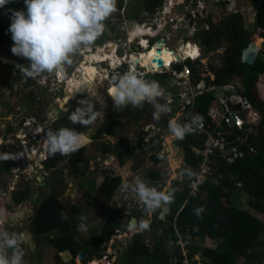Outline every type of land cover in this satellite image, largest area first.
<instances>
[{
  "label": "rangeland",
  "instance_id": "obj_1",
  "mask_svg": "<svg viewBox=\"0 0 264 264\" xmlns=\"http://www.w3.org/2000/svg\"><path fill=\"white\" fill-rule=\"evenodd\" d=\"M119 2L124 4V0H117V11L105 21V32L95 41L89 50L75 57L73 65L68 68V75L65 79H59L47 73L34 79L19 71L17 65L25 64V67H27L28 60L14 55L11 51L14 42L11 38L12 34L8 29L12 1L9 0V3L0 7V153H9L19 157L17 159L0 161V211L4 212L8 217L7 220H0V228L8 230L9 232L15 231L24 234L25 243L23 248L25 250V256L23 257V264H57L59 261L71 264L69 259L70 254L68 252L58 251L53 245L52 239L57 235L55 229L39 235L35 234L32 229V221L38 204L48 192L54 191L59 203L63 207H66L64 208V213L66 212L64 215L65 222H69L72 217L69 216L70 210L68 208L72 204L78 206L77 216H74L79 220L77 225L79 226L82 222L86 225V230L77 228L76 226V238L79 244L87 245L86 248H89V242L93 237L98 236L103 218L106 215V208L110 204L104 201L103 197L97 193L96 187L105 174L110 175V171L115 170L114 164H116L115 156L112 155L113 151L106 156L101 153L104 146H112L123 137L130 138L132 140L130 147H133L135 152L131 159H128L123 166H120L121 168H118L116 171L117 174H121V180L125 178L129 183H134L137 179H143L146 182L152 180L151 177H145L147 172L146 167H151V160L147 155L145 156L141 153L137 155L139 151L136 142L140 137V131L143 128L145 129L143 127L144 119H136L134 122H129L125 118L120 119V123L117 120L119 124L114 125L116 135L110 136L104 133L106 131V128H104L106 119L110 117L114 118L116 111H122L114 110L113 101L109 95L113 76L127 72L125 62L116 59V52L113 49L118 52H126L127 36L133 22L125 21V18L132 20L144 11L140 5V0H135L131 10L127 6L125 14ZM235 6L236 10L240 11L244 16H246L245 13H248L250 16L252 15L249 0H236ZM156 9L148 15L151 19ZM214 19L216 20L217 18L214 17ZM247 29L251 30L252 24ZM185 32H187V29L177 31L174 35L175 39H171L167 43V46L170 49H176L177 37H181ZM256 38H260L258 28L252 31L249 40L254 39V41H260V39ZM220 42L222 44L224 40L221 39ZM222 47L221 52H224L226 46ZM99 55H104L103 57L106 55H109V57L113 56V60L99 62ZM220 56L221 54H214L208 57V71L211 73V77L208 76V78L210 80L213 78L211 65L214 67V71L217 70L221 65V63L220 65L218 64ZM256 58L263 60V57L259 55ZM165 62L166 60L164 59L162 63ZM143 63L146 65L149 64L147 56L142 57ZM90 66H94L97 69V73H93L89 69ZM88 71L89 73H87ZM90 73H93L91 74L93 81L87 86V76ZM203 74L207 73L204 72ZM160 76L166 77L164 80L167 81L166 86H168L170 82L168 74L156 75L158 79H160ZM147 78L152 79L151 76H147ZM236 83H239L238 79L232 76L228 82L220 86H214L213 89H221L225 85L235 88ZM80 89L84 90L78 91ZM163 89L165 90L166 99H161L159 102L165 103L167 99L172 101L169 103L171 110L168 113L162 114L160 118L163 121H167V125H165L164 130H160L157 124L151 120V123L154 124L153 128H150L147 133H144V136H153L156 134L167 135L169 132L168 121L177 117V107L180 106L179 98L175 93L173 94L174 91H171L172 88H170V91L168 90L169 87ZM67 93H71L70 98L66 103L61 104ZM88 96L93 100L95 108L102 110L104 113L101 114L94 124L87 127L84 126L82 133L88 141L82 147L85 155L84 160L78 163L77 169H74L69 164L71 155L64 156L60 154L59 161H57L55 166L50 169H45L42 162L46 157L44 145L47 131H56L58 121L63 122L67 120L71 110H75L78 102L88 98ZM223 96L224 93L222 92L221 97ZM253 99L262 104V115L264 118V77L262 76H258L257 84L253 86ZM100 101H104V106L101 105ZM216 101L217 98L215 97L214 105ZM128 106L132 107L131 105ZM54 107L60 108L61 114L59 116L53 113ZM151 107L153 108L152 105ZM107 132L110 131L107 130ZM172 138L174 137L166 136L164 143L170 146ZM107 156H111V158L107 159ZM137 157H142L145 163L139 169L133 170L131 168L132 160H136ZM169 160L170 175L167 182L172 178L171 172L174 165L176 166L177 173H179V170H182L179 168L178 161L181 160V157L178 155V152L173 150L169 155ZM166 185L168 186L169 184L167 183ZM121 196L125 195L123 194ZM117 202L121 205L122 209H128L129 213L135 216L141 214L140 209L137 207L139 205L137 198L127 197L125 200L120 198V196H115L113 204ZM129 204L131 205L129 206ZM133 205L134 207H132ZM81 216L86 217V219L81 221L79 219ZM126 216L124 215L123 220L128 218ZM142 217L141 219H145L147 216L142 215ZM260 217L263 219L261 215ZM150 231L153 230L148 229L147 236H150ZM155 231L160 232L159 229H155ZM119 234V231L115 233L117 238L113 242L117 245L115 249L116 253L125 250L133 242L134 233L130 235L128 227L122 232V237ZM119 241H121V244L118 243ZM163 242L166 244L165 247L170 251L173 245L168 244L166 238L163 239ZM215 242L212 238L195 236L190 244L196 245L199 249L193 252L190 258L192 262L194 264H203V261L209 262L202 255L201 249L203 247L214 249ZM110 243H112V240L107 243L108 245L106 244L102 247V252L108 255V259L111 261L115 252L114 250H110ZM148 244H151L150 241ZM178 249L183 254L181 247ZM263 258L264 253L262 254L261 261ZM73 260L75 264H87V262H83V259L80 260L76 256H74ZM235 264H242V259L237 258Z\"/></svg>",
  "mask_w": 264,
  "mask_h": 264
},
{
  "label": "trees",
  "instance_id": "obj_2",
  "mask_svg": "<svg viewBox=\"0 0 264 264\" xmlns=\"http://www.w3.org/2000/svg\"><path fill=\"white\" fill-rule=\"evenodd\" d=\"M11 1L9 26L11 24L12 10L26 11L24 0ZM161 2V0H145L143 5L146 13L151 14L156 7L161 5ZM259 20H254L251 30L244 29L241 25L239 13L236 12L230 14L221 24L222 33H219L214 25L211 26L212 29L209 35L206 32L201 33L202 41L208 48L212 47L217 33L227 42V46L221 58V65L213 72V80L210 81L209 78L200 79L204 80L206 85L211 86L223 85L232 76L238 79L243 89V95L248 98L251 105L256 108L260 115V123L257 127L258 139L251 143L256 153L245 156V158L237 160L230 165H225L221 161L218 162L216 169L223 173L224 178L220 179L219 184L211 181L203 184L202 189L205 192L203 197L189 196L184 186L178 192L174 191V201L171 203V213L168 217L171 222H162L155 216L153 222L150 223L152 229H158L160 225H166V234L158 233L154 230L150 235V245L144 240V235L134 234L133 242L121 255L117 264H182L180 262L182 253L178 251L179 247L173 244L169 251L162 244V240L168 238L173 242L177 239L188 241L189 244L186 246L190 251L187 253V257L191 258L193 252L199 249L196 245L190 244L195 236L212 239L219 238L221 240L216 243L214 249L210 247L201 249L202 255L209 261H203V264H235L237 258L242 259V264H261L262 254L264 253V118L262 115V104L253 99V86L258 76L264 77V25H261ZM257 28L259 29V36L263 39L258 55L262 56L263 60L256 58L252 65L248 66L240 62V49L246 46L252 31ZM187 65L190 68V79L196 86L199 83L198 79L195 78L196 71L189 62H187ZM165 78V76H160V86L163 85ZM212 101L213 96L210 95V92L204 91L195 96L192 103L186 106V109H191L194 116L199 115L202 120H205L206 112ZM153 112L154 108L147 102H145L142 109L127 106L122 111H116L114 118L106 119L104 123L106 131L104 133L115 136L114 125L119 124V120L125 118L129 122H134L136 119H144L143 127L151 124V120L159 125L163 120L157 121L153 119ZM112 120H114L113 123ZM117 120L119 123H117ZM164 122L167 125V121ZM56 127V130L62 127L74 128L81 133L84 130V126L72 124L68 119L63 122L58 121V126ZM107 130L110 132H107ZM143 139L140 136L136 142L139 150L137 155L140 153L147 155L145 150H140L141 147H149L150 151H159L161 148L162 141L159 135H154L148 142H144ZM201 143V139L195 137L192 133L187 134L184 139L180 140V146L184 148L185 163H195V158L190 155L188 147L192 145L200 146ZM131 145L132 140L128 137H123L112 146H104L101 153L106 156L113 151L118 163L123 165L127 159L133 157L132 152L134 150L130 148ZM59 156V153L55 156H49L46 152V157L42 162L43 167L45 169L54 167L59 161ZM84 157V151L81 148L71 154L69 164L74 169H77L78 163L84 160ZM150 159L155 164L160 160V156L151 155ZM144 162L142 157H137L136 160H133L131 168L133 170L139 169ZM228 175H231L232 178H229ZM185 178L187 179V177ZM235 181L240 182V187L234 186ZM120 182V176L105 174L103 180L97 186V193L103 197L104 201L108 202ZM199 206H205V210L200 217L194 212V209ZM64 208L66 207H63L57 200L56 193L54 191L48 192L38 204L32 221V229L37 235L55 229L57 235L52 239L55 248L58 251L70 250L71 253L76 255L82 249L74 238L79 221L74 217L77 216L78 206L72 204L68 208L70 210L69 216H72L69 222L64 221L66 213H64ZM120 213V209L112 210L111 208L109 210V216L99 235L89 242V248H86L87 245L83 248L86 253L83 262L91 260L93 255L96 257L101 255L98 252L101 243L107 241L110 235L115 233L116 228L124 230L128 219L122 223ZM173 220L175 222L174 225L172 224ZM70 262L75 264L73 259ZM57 264L67 263L59 261Z\"/></svg>",
  "mask_w": 264,
  "mask_h": 264
},
{
  "label": "clouds",
  "instance_id": "obj_3",
  "mask_svg": "<svg viewBox=\"0 0 264 264\" xmlns=\"http://www.w3.org/2000/svg\"><path fill=\"white\" fill-rule=\"evenodd\" d=\"M26 11L12 10L11 24L8 31L12 34V53L26 58L28 66L18 64L17 68L30 78H37L45 73L65 79L68 68L74 63L75 57L89 50L95 41L105 32V21L117 11V0H24ZM9 0H0V7ZM118 56H116V59ZM119 60V59H118ZM122 62V61H121ZM80 89L78 91H83ZM109 95L113 101L114 110H123L131 105L133 108H143L145 102L154 108L153 119L159 121L161 115L171 109L169 103H160L166 99L165 90L157 81L146 80L134 69L123 74H117L112 79ZM104 106V101H100ZM67 111V109H65ZM104 113L97 110L91 97L82 99L78 106L68 115L72 124L90 126ZM177 117L168 121L170 135L182 140L187 134L194 133L202 125V117L193 116L188 123L179 122ZM85 135L74 128L62 127L56 131L48 130L45 137V150L49 156L57 153L68 156L84 147L87 143ZM9 153H0V161L17 159ZM194 175L191 169L176 172L173 166V179ZM121 191L131 192L138 196L144 207V212L151 215L164 205L174 201V189L169 184L162 190L148 185L143 179L134 183L127 181L121 184ZM205 206L194 209L200 217ZM8 217L0 211V220ZM14 219V218H13ZM84 221L86 217L79 218ZM150 219L132 220L129 228L134 231H145L150 227ZM79 228L86 230L82 222ZM23 233L0 228V264H23L25 250ZM264 263V258L261 264Z\"/></svg>",
  "mask_w": 264,
  "mask_h": 264
},
{
  "label": "built area",
  "instance_id": "obj_4",
  "mask_svg": "<svg viewBox=\"0 0 264 264\" xmlns=\"http://www.w3.org/2000/svg\"><path fill=\"white\" fill-rule=\"evenodd\" d=\"M174 3H176V5ZM182 3V0H163L162 5L156 9L152 19L135 25V29L128 32L127 39L129 51L131 52V48H134L132 52L135 54V57L130 56V53L127 55H119L118 57L120 58L117 57L120 61L125 62L127 71L134 69L142 76H144L146 72L150 75L162 73L168 74V79L172 81V85L178 90L175 94L178 96L179 101L187 99L190 97L189 95L192 94V91L188 87L190 68L183 65L180 69H177L174 66L180 62L186 61L193 64L198 63L206 65L203 56L204 48L197 46V43L190 42L186 39L183 43L185 47L189 45L190 48L188 53L178 55L173 50L170 51L167 48H164L163 44L168 40V37H165V41L164 39L159 40L163 41V44L157 49V51H160V53L166 51L172 60L165 64L163 63L162 66H157L154 60L160 59L162 62H164V60L161 55H156L152 57L150 64L143 66L139 62V56L146 52H150L153 47L156 48L155 44L157 42L155 44L151 43V39L156 37V35H153L156 29L161 26H169L172 30L184 27L189 33L191 32V34H194L197 31V20L201 21L207 16L213 18V15H215L217 19L214 21L218 22L220 20L222 21L230 13L236 12L240 13L244 26L253 23V15L250 16L248 13H245L246 16H244L240 11L236 10V0H185L184 3L186 4L183 8L184 10L178 11L175 7ZM215 10H219V12L214 14ZM188 19L191 20L190 25L188 24ZM203 28L206 31L209 30V26L206 24H204ZM148 49L150 50L148 51ZM113 50L116 52L115 49ZM132 58L136 59L134 68L129 64V61ZM218 62L220 65V60ZM196 90H199L197 89V86ZM222 92L224 93V96L221 97L222 93L220 94L221 96L218 100L217 110L210 113V120L202 121V125L194 132L195 135L201 139V145H192L189 147V153L197 158V162L192 169L194 175L191 178L187 176L181 177L185 180L184 187L189 196L197 197L202 192L204 193L202 185L208 181L214 182L215 184L220 183V179L222 180L224 175L216 169L219 164L218 162L221 161L225 165H230L237 160L245 158V156H250L256 153V150L251 143L258 139L257 127L260 123V115L258 111L251 105L247 98L240 94L239 83L235 84V88L228 85L223 86ZM170 102L172 101L169 99L168 103ZM182 107L183 105H181V110ZM178 113L180 123L183 124L190 122L192 116L180 112ZM150 128L153 127H145V133H147ZM143 138L146 142L149 141L151 137L145 135ZM185 177H187V179ZM228 177L232 178L231 175H228ZM234 186L240 187V182L235 181ZM137 203L139 204L137 207L141 210V216H147L144 212L145 206L139 202L138 196ZM147 217L145 219H147ZM172 224H175L174 220L172 221ZM166 241L170 244L171 239L166 238ZM186 243H188V241H182L181 239H177L173 242V244L181 247L183 250L180 262L182 264H194L192 260L187 257L188 248ZM162 244L164 246L166 245L163 240ZM107 256L108 255L105 254L104 258ZM87 264H98V262L92 259L87 262Z\"/></svg>",
  "mask_w": 264,
  "mask_h": 264
},
{
  "label": "crops",
  "instance_id": "obj_5",
  "mask_svg": "<svg viewBox=\"0 0 264 264\" xmlns=\"http://www.w3.org/2000/svg\"><path fill=\"white\" fill-rule=\"evenodd\" d=\"M123 1V0H122ZM135 0H124V4H122L121 2H119V5H120V7H122V9H123V11L125 12V14H126V8H127V6L129 7V10H131L132 9V7H133V2H134ZM144 1L145 0H140V5L142 6V9L144 10L142 13H139L134 19H132V20H128V19H126L125 18V21H130V22H133L132 23V27L130 28V30H132V29H135V25H137V24H141V23H144V22H147V21H149L151 18H150V16H148L149 14H147L146 13V11H145V9H144ZM162 2H161V5H162V3H163V0H161ZM183 1V3L182 4H180V5H178V6H176L175 8L179 11H183L184 9V6H185V4L186 3H184L185 2V0H182ZM129 3H130V5H129ZM132 3V4H131ZM175 5H176V3H174ZM160 5V6H161ZM160 6H158V7H160ZM158 7H156V8H158ZM155 8V9H156ZM140 9V8H139ZM141 12V11H140ZM217 12H219V10H215L214 11V14H216ZM230 14H232V13H230ZM229 14V15H230ZM228 15V16H229ZM228 16H226L222 21L220 20V21H218V22H216V21H214L215 19H214V17H216L215 15H213V18H211L210 16H207L205 19H203V20H197L196 21V28H197V31L194 33V34H191V32L189 33V31L187 30V32H185V34H182L181 35V37H177V39H176V43H177V46H176V49H170L168 46H167V43L171 40V39H175V34L177 33V31H180V30H185V28L184 27H182V28H178V29H176V30H172L169 26H166V27H164V26H161L160 28L158 27L157 29H156V31L153 33V35H156V37L154 38V39H151V43H156V42H158L159 40H161V39H164V41H165V37H168V40L163 44V46H164V48H167L168 50H170V51H174L175 53H177L178 55H181V48H183V45H184V41L186 40V39H188L190 42H195V43H197V46H201V47H203L204 48V54H203V56H204V59H205V62H206V65L205 64H198V63H195V64H193V63H190V65L193 67V69L196 71V73H195V78L196 79H198V82H200L201 81V79L200 78H202V79H204V78H208V76L209 77H211V73H209V71H208V65H209V62H208V57L210 56V55H214V54H221V56L219 57V60H220V63H221V58H222V56H223V51L221 52V50L223 49V47L222 46H227V42L223 39V37L222 36H219V35H217L216 34V38H215V41L212 43V47H210V48H208L205 44H204V42L202 41V38H201V33L202 32H206V33H208V35H209V33H210V31H211V29H212V27L211 26H215L216 27V29H218V32L220 33H222V27H221V24L227 19V17ZM239 16H240V19H241V25H242V27L244 28V29H247V27L249 26V25H247V26H244L243 25V19H242V17H241V15H240V13H239ZM253 19V18H252ZM188 20H190V19H188ZM191 21V20H190ZM188 24H189V21H188ZM204 24H206V25H208L209 26V30H204V28H203V26H204ZM253 24V23H252ZM190 25V24H189ZM169 29V30H168ZM140 31V30H139ZM127 38H128V36H127ZM221 39H223L224 40V42L221 44ZM132 50H134V48H131V52L129 51V46H128V40H127V43H126V52L124 53V54H128V53H130L131 55L130 56H132V57H135V54H133V52H132ZM191 51V50H190ZM221 52V53H220ZM117 56V54L115 53V57ZM187 62L188 61H186V62H180V63H178L177 65H175L174 67L175 68H177V69H180L179 67H182L183 65H185V66H187V67H189L188 65H187ZM125 69H127V67L125 68ZM211 71H213L214 72V67L211 65ZM204 72H206L207 74H203ZM156 75H161V74H155V75H150V74H147V72H146V74H144V76H143V78L144 79H146V80H154V81H157L158 83H159V79L156 77ZM162 75H164L163 73H162ZM147 76H151L152 77V79H150V78H147ZM190 77H191V74H190V76H189V78H188V87L190 88V90L192 91V94H190L189 96L190 97H188L187 99H185V100H183V101H180L179 102V105L180 106H178L177 107V109H178V111L177 112H180V113H183V114H187V115H189V116H194V113H193V111L191 110V109H189V110H187L186 109V106L187 105H189V104H191L192 103V100H193V98L195 97V96H197V95H199V94H201L202 92H204V91H208V92H210V90H213L214 91V93H213V101L211 102V104H210V106H209V108H208V110H207V112H206V119L205 120H202V121H208V120H210V117H209V114L210 113H213L214 111H216L217 110V108H218V100H219V97L221 96L220 94L222 93V88L220 89V88H214L213 89V87L214 86H211V85H206L205 84V89L204 90H196V86L192 83V81H191V79H190ZM210 80V79H209ZM213 80V78H211V80L210 81H212ZM257 80H258V78H257ZM204 81V80H203ZM205 83V82H204ZM160 84V83H159ZM166 84H167V81L166 80H164L163 81V85L161 86L162 88H165L166 87V89L169 87V91H170V88H172V90L171 91H174L173 92V94L175 93V92H177L178 90H174V89H176L173 85H172V81L170 80V82H169V84H168V86H166ZM257 84V81H256V83L254 84V85H256ZM182 90V89H181ZM180 90V91H181ZM239 91H240V94L242 95V96H244L243 95V89H242V86L240 85V83H239ZM176 95V94H175ZM211 95V94H210ZM215 97L217 98V101L215 102V105L213 104V102H214V99H215ZM245 97V96H244ZM246 98V97H245ZM248 99V98H247ZM168 100L169 99H167L166 100V102H168ZM181 105H183V107H182V110H181ZM179 113H176V115H178ZM153 125L154 124H147V125H145L144 127H147V126H152L153 127ZM165 122L163 121L162 123H160L159 125H157V127L160 129V130H164V128H165ZM152 129V128H151ZM141 131H143V134H140L139 133V135L141 136V137H143L144 136V133H145V131H144V128H143V130H141ZM195 137H197L196 135H195V133H192ZM156 135H159L160 136V139H161V141H162V144H161V148L159 149V151H155V150H152V151H150L149 150V147H141L140 148V150H145L146 152H147V156H148V158L150 159V156L151 155H154V156H160V160L157 162V163H155V164H153L151 161H150V165H151V167H146V175H145V177L147 176V177H151L152 178V180L151 181H149V182H147L148 183V185L149 186H151V187H156L157 189H159V190H162L163 189V187H165V186H167L166 184L168 183V184H170L171 185V187L175 190V191H179L180 190V188L182 189V187L184 186V184H185V180L183 179V178H176V179H173V178H171L168 182H167V179L169 178V175H170V173H169V168H170V165H169V151L170 150H175L176 152H178V155L181 157V160L180 161H178V163H179V168L180 169H193L194 168V166H195V164H196V162H197V158H195V163H193V164H187V163H185V160H184V148L183 147H181L180 146V140H177V139H175V138H172V140H171V142H170V146L168 145V144H165L164 143V138L166 137V136H171L170 135V132H168L167 133V135H165V134H156ZM154 136V135H153ZM153 136H150L151 138L153 137ZM163 137V138H162ZM150 138V139H151ZM139 139V138H138ZM134 140H136V139H134ZM138 141V140H137ZM144 141V140H143ZM150 141V140H149ZM176 141H178L179 142V145L178 146H175L173 143L174 142H176ZM145 142V141H144ZM146 142H148V141H146ZM163 143H164V145H163ZM130 148H132L133 150H135L133 147H130ZM188 149H189V147H188ZM139 151V150H138ZM134 152L135 151H133L132 152V155L134 154ZM45 153H46V150H45ZM112 155H114L115 156V161H116V164H114V166H115V170H111L110 171V175L111 176H120L119 174H117V170H118V168H121L120 166H123L125 163H126V161L128 160H126L125 161V163L123 164V165H120L119 163H118V160H117V157H116V155H115V153L113 152V154ZM191 155V154H190ZM167 158V164H164V167L162 168L161 166L163 165V162H162V160H163V158ZM111 158V156H107V159H110ZM131 159V158H130ZM151 160V159H150ZM178 160V159H177ZM132 162H133V160H132ZM145 163V162H144ZM147 163V162H146ZM152 163V164H151ZM131 165V164H130ZM182 165V166H181ZM130 167V166H129ZM161 170H163L164 171V174L163 175H161V173H160V171ZM112 171H114V172H112ZM177 171V170H176ZM178 172H180V170L178 171ZM108 175V174H107ZM121 178V177H120ZM144 178V177H143ZM102 179V178H101ZM103 180V179H102ZM101 180V181H102ZM126 180H125V178H122V180H121V182H120V184H119V186L116 188V190L114 191V193H113V195L111 196V199H110V201H108V203L110 204L109 206H108V208H106L107 209V211H106V215H105V217L103 218V223H102V225H101V228H102V226L104 225V223L106 222V219L108 218V216H109V210L112 208V210H116V209H120V211H121V213H120V218H121V221H122V223L124 222V221H126L127 219H128V221H129V219H130V217L131 216H134L135 218H136V221L138 222V221H140V219H141V214H139L138 216H135L134 214H132V213H129V210L127 209V210H125L124 208V211H123V209L121 208V205L117 202V203H114L113 204V199L115 198V196H120V198H122V199H127V197H134L135 199L137 198V196H136V194H133V193H131V192H128V193H125V192H122L121 191V184L123 183V182H125ZM176 181H177V183H176ZM158 182H163V184L162 185H159V184H157ZM132 183V182H131ZM100 184V183H99ZM98 184V185H99ZM97 185V186H98ZM183 185V186H182ZM97 188V187H96ZM118 189H120V190H118ZM120 191V192H119ZM119 192V193H118ZM118 193V194H117ZM125 195V196H121V195ZM205 195V192L203 193H201L200 195H199V197H203ZM131 204H129V206H130ZM136 205V204H135ZM132 207H134V205L132 206ZM136 208V207H135ZM140 209V208H139ZM141 211V210H140ZM159 212H160V209H158V210H156L152 215H151V217L154 219L155 218V216L157 217L158 216V214H159ZM170 213H171V204H169V213H167L166 215H165V220L164 221H162V222H171V219L170 218H168L169 217V215H170ZM128 214V216H126ZM124 215L126 216V218L127 219H125V220H123V217H124ZM149 218L150 219V223H152L153 222V219L152 218ZM158 218V217H157ZM160 220V219H159ZM79 226L77 225V228H78ZM126 227H128V222H127V226ZM125 227V228H126ZM163 227H165L166 228V231H167V226L166 225H160L159 227H158V229H159V231L162 233V228ZM100 228V229H101ZM125 228H124V230H121V229H119V228H116L115 229V233L117 232V231H119L120 232V236L122 237L123 235H122V232L123 231H125ZM155 230V229H152V227L150 226L149 227V230ZM157 229V230H158ZM101 231V230H100ZM100 231H99V233H100ZM153 231H150V233L152 234V232ZM128 232H130V235H132L133 233L134 234H141V235H144V240L146 241V243L148 244L149 243V241L151 242V240H150V236H147V230H145V231H142V232H140V231H134V230H128ZM76 233H77V229H76ZM99 233H98V235H99ZM115 233L114 234H111L110 235V237L108 238V240L107 241H105V242H102L101 243V245H100V249H99V253L101 254L100 256H98V257H96L95 255H93L94 257H92V259L93 260H96L97 262H98V264H117L118 263V261L120 260V257H121V255L124 253V251L127 249H125V250H122V251H120V252H118V253H116L115 252V249H116V247H117V245L116 244H114L113 242H114V240H115V238H117V236H115ZM150 234V235H151ZM126 235V234H125ZM97 236H95V237H93L92 238V240L93 239H95ZM113 237V238H112ZM75 240H76V242L79 244V242H78V240H77V238H76V235H75ZM112 240V243H110L109 244V246L111 247L110 248V250L112 251V250H114V252H115V255L113 256V258H112V260L110 261V259H108V256L106 257V258H104V256H105V253L103 254V252H102V247L103 246H105L108 242H110ZM214 241H216L215 242V245H216V243H219L221 240L219 239V238H216V239H213ZM119 244H121V241H119L118 242ZM80 245V247L82 248L81 250L82 251H84V249L83 248H85V245H81V244H79ZM108 245V244H107ZM131 245V244H130ZM119 248V247H118ZM120 249V248H119ZM80 251V250H79ZM78 251V252H79ZM63 252H68L69 254H70V260L71 259H74V256H76V255H74L73 253H71V251L69 250H65V251H63ZM77 252V253H78ZM85 252V251H84ZM74 255V256H73ZM85 256H86V253H85ZM84 256V257H85ZM91 259V260H92ZM90 260H88L87 262H89ZM104 261V263H102ZM66 263V262H65ZM126 264H128V263H126Z\"/></svg>",
  "mask_w": 264,
  "mask_h": 264
},
{
  "label": "water",
  "instance_id": "obj_6",
  "mask_svg": "<svg viewBox=\"0 0 264 264\" xmlns=\"http://www.w3.org/2000/svg\"><path fill=\"white\" fill-rule=\"evenodd\" d=\"M253 2L254 3H259L258 7L255 9V14L257 15V12L259 11V9L264 8V5H263L262 2H258L257 0H253ZM188 21H189V24H191V21L190 20H188ZM261 24L264 25V19L261 21ZM256 39H260V41L258 43H255L254 39H251V40H249V42L246 44L245 47L240 49L239 59H240L241 63H243L245 65H248V66L252 65L253 61L255 60V57L258 55V53H259V51L261 49V44L263 42V39L261 37L260 38H256ZM162 44H163V41H159L155 45H156V47L160 48L162 46ZM157 52L160 53V51H157ZM154 61L156 62L157 66H162V61L160 59H156ZM197 89H199V90H204L205 89V83H204L203 80H201L199 82V84L197 85ZM213 93H214V91L210 90V94L213 95ZM53 113L55 115L59 116L61 114V110L57 109V107H54L53 108ZM140 134H143V131H140ZM173 144L175 146H178L179 142L176 141ZM162 162H163V165L161 167L163 168L164 164H167V158L164 157ZM160 173H161V175H163L164 171L161 170ZM157 184L162 185L163 182H158ZM167 213H169V204L168 205H164V206H162L160 208V212H159V214L157 216L158 219L164 221L165 220V215ZM132 220H136V218L134 216L130 217V219L128 221V228H129V223ZM129 230H132V229L129 228ZM161 231H162V234H166V232H167L165 227H163ZM170 244L173 245V241L172 240L170 241ZM84 256H85V252L82 251V250H80L77 253V255H76V257L78 259H80V260H82L84 258Z\"/></svg>",
  "mask_w": 264,
  "mask_h": 264
},
{
  "label": "bare ground",
  "instance_id": "obj_7",
  "mask_svg": "<svg viewBox=\"0 0 264 264\" xmlns=\"http://www.w3.org/2000/svg\"><path fill=\"white\" fill-rule=\"evenodd\" d=\"M259 42V40H255V43H258ZM159 47H156V48H152L151 49V54H149V52H146V53H144V54H141V56H139V62H140V64L141 65H143V66H146V64H142V57L143 56H147V58H148V63L150 64V62H151V60H152V57H154V56H158V55H161L162 56V58H163V60L165 59L166 60V62L165 63H167V62H170L171 60H172V58L169 56V54L166 52V51H164V52H162V53H158L157 52V49H158ZM189 45L187 46V47H185L184 45H183V48H181V55H183V54H185V53H188V50H189ZM150 49H148V51H149ZM104 55H99V62H109V61H111V60H113L112 58H113V56L112 57H109V55H106L105 57H103ZM175 61H176V58H175ZM164 63V64H165ZM129 64H130V66L132 67V68H134V66H135V64H136V59L135 58H132L130 61H129ZM163 64V63H162ZM155 67V66H154ZM89 69H91V71L93 72V73H97V69L94 67V66H90V68ZM87 73H89V71L87 72ZM93 73H90V74H88V76H87V79H88V85L87 86H89V84L93 81V76L91 75V74H93ZM95 76H97V75H95ZM58 78V77H57ZM70 96H71V93H67L66 94V96H65V98L62 100V103L61 104H64V103H66L67 101H68V99L70 98ZM57 109H60V108H57ZM169 142V141H168ZM264 264V263H263Z\"/></svg>",
  "mask_w": 264,
  "mask_h": 264
},
{
  "label": "flooded vegetation",
  "instance_id": "obj_8",
  "mask_svg": "<svg viewBox=\"0 0 264 264\" xmlns=\"http://www.w3.org/2000/svg\"><path fill=\"white\" fill-rule=\"evenodd\" d=\"M257 1L258 2H262L263 5H264V0H257ZM249 5H250V8L252 9V15H253L252 22H254L255 19H260L259 23L261 24V21L264 19V8L259 9V11L257 12V15H256L255 14V9L258 7L259 3H254L253 0H249ZM116 54H117V56H119V55H122L124 53L122 51H119V52L116 51ZM171 152H172V150L169 151V155H170ZM169 163H170V160H169Z\"/></svg>",
  "mask_w": 264,
  "mask_h": 264
}]
</instances>
